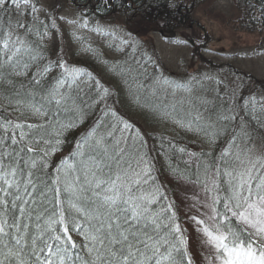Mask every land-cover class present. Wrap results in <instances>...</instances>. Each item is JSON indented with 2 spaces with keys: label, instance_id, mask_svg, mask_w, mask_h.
<instances>
[{
  "label": "snow or ice",
  "instance_id": "obj_1",
  "mask_svg": "<svg viewBox=\"0 0 264 264\" xmlns=\"http://www.w3.org/2000/svg\"><path fill=\"white\" fill-rule=\"evenodd\" d=\"M130 2L135 15L136 0ZM98 4L106 8L111 0H98ZM37 11L33 0H0V76L27 77V85H21L23 94L15 89V81L8 83L18 103L29 106L34 117L44 118L43 123L21 124L0 112V264H192L182 247L184 230L169 211L171 205L157 209L166 193L156 184L154 163L144 151L147 142L134 138L133 126L109 106L111 92L98 80L84 79L89 73L69 68L63 60L46 62L43 41L47 33L40 29L49 26L36 16L28 19V12ZM173 23L169 12L155 27L163 35ZM34 33L39 40L32 38ZM134 57L135 53V66L122 68L121 75L126 84L131 81L138 89L144 88L138 81L146 75V66ZM55 69L61 70L59 78L54 85L46 83ZM160 83L153 78L154 87ZM134 99L139 104V98ZM258 104L264 112V100L250 97L245 101L251 109ZM97 108L100 115L75 141L70 154L74 164L64 179L60 173L68 158L55 165L54 173L46 171L52 167L46 162L49 150L54 152L60 144L58 134L83 123L77 112L86 115V110ZM237 118L221 115L219 119ZM53 128L56 135L50 131ZM187 130H192L191 122ZM221 133L226 135L227 128L211 135ZM230 141L212 172L213 177L222 173L228 178L230 194L220 200L217 192L211 204L202 205L210 210V227L203 232L212 245L204 259L206 264H264V154L245 163L231 151L238 146L235 131ZM168 147L186 154L185 148L177 149L171 141ZM241 152L247 154L250 149ZM230 155L234 161L228 159ZM213 186L218 187L215 179ZM216 204H222V213ZM191 219L205 224L204 219ZM230 224L246 229L247 239H241L239 230L233 231ZM71 233L82 237L79 245Z\"/></svg>",
  "mask_w": 264,
  "mask_h": 264
},
{
  "label": "trees",
  "instance_id": "obj_2",
  "mask_svg": "<svg viewBox=\"0 0 264 264\" xmlns=\"http://www.w3.org/2000/svg\"><path fill=\"white\" fill-rule=\"evenodd\" d=\"M40 1L33 0L38 11L37 13L28 12V19L31 20L33 16H36L39 21H43L49 26L40 29V32L47 33L43 41L46 48L43 56L46 62L54 63L57 60H63L69 68L77 65L81 67V70L89 73V77L84 79H94L91 78L92 75L100 76V84L111 92V97L107 101L109 106L115 107L121 116L133 126L135 139L147 142L144 151L149 153L154 163L153 174L156 178V184L161 187V191L166 193V199L157 205V209L171 205L169 211L174 213L175 222L179 224L182 230L183 220L178 205L174 201V191L169 186L170 179L180 177L205 185L204 182L209 180L210 173L213 172L215 164L219 162L221 152L231 143L230 137L233 131L236 132V144L238 146H233L231 151L234 154H240L245 163H247V157L251 151H255L257 154L264 153V112L261 111L259 104L255 109L248 108L245 105V101L250 97L264 100V85L261 81L237 70L232 64L221 66L209 62V65L214 68L211 71L213 75L209 77L210 79H201L189 75L175 77L166 73L163 67L154 64V48L144 38L159 33L155 27V22L162 17H167L171 12L174 23L171 28L165 29L164 35L173 37L192 23V17L196 16L193 9H195L199 0H146L143 3L142 0H136L135 7L138 11L135 15H133L130 0H111V4L106 8H102V5L98 4V0H70L74 4V13L78 16L74 24L62 28L61 39L58 40L51 39L58 26L55 22L44 19L46 18V12L39 11L41 9ZM58 1L63 4L67 0ZM239 1L243 6L244 18H247V22H244L243 25H249L246 30L256 32L257 27L264 30V15H262L264 13V0ZM173 4L176 7L170 6ZM95 7L103 9V12H94ZM84 8L90 10L86 13L98 14L100 18H104L100 20L91 16L85 17L82 11ZM25 11L27 12V10ZM50 11L54 14L52 9ZM83 25H87V27ZM97 25H107L109 27L106 29L113 33L101 32ZM95 31L100 32V36L104 37L103 40H107L113 48L117 44L116 51L124 49V51L118 50L121 67L112 68L97 62L93 57L86 56V60L85 57L78 55V52L84 51L83 47L88 42V39L82 37L78 39V36L82 35L80 33L83 32L84 35L94 38L92 33ZM75 36H77L76 42L71 43L69 37ZM32 38L34 40L40 39L36 33L33 34ZM62 38L64 39L62 40ZM113 39H115V42ZM65 42L68 46H74L69 49L70 51L67 54H65ZM126 44H131L132 47H126ZM133 53H135V60L146 66V75H141L138 81L145 86L144 88L138 89L137 84L131 83V81L126 84L121 75L122 68H127L130 65L135 66L133 64ZM60 71V69H55L48 74L46 83L50 82L54 85L55 78H59ZM164 74L166 78L164 80L159 79L161 83L154 87L153 78L165 76ZM9 80L15 81V89L22 94L25 89H22L21 85L26 86L28 83L27 77L18 79L14 76L6 78L0 76V112L11 118L14 123H43L44 118L42 116L34 117L29 106L17 102L19 97L15 95L12 85L8 83ZM164 81L168 83H164ZM26 90L28 92L33 91L31 88ZM152 91L156 92L155 96L152 95ZM134 97L139 98V104H137ZM39 98L38 94L36 99L39 100ZM10 109H14L16 115H6L5 111ZM76 115L83 123H78L72 131L63 130L58 134L60 144L56 145V149L64 154L51 157L53 153L49 150L46 160L52 166L46 171L54 173L55 165H58L62 158H68L62 166L61 180L64 179L68 170L74 164L70 154L74 151L75 141L96 121L100 111L97 108L86 110V115L79 112ZM221 115H233L238 118L224 122L219 119ZM257 116L259 118H254ZM61 119H65V116L62 115ZM189 122H191V131L187 130ZM224 127L227 128L226 135L223 133L218 137L211 135L213 131ZM178 129L181 133H178ZM50 131L54 135L57 134L55 128L50 129ZM205 131L208 132L206 136ZM244 133H247V135ZM192 135L203 139L202 141L194 140L191 144L192 139L190 136ZM169 141L177 149L185 148L186 153L189 151L196 153L197 163L195 165L185 163L186 154H181L178 150L173 151L172 148H169ZM162 143L164 145L163 149H161ZM45 147L46 145H41L42 149ZM244 148L250 149V152L247 154L241 152V149ZM257 158L252 159V161L254 162ZM228 159L234 161L235 156L230 155ZM234 167L239 168L241 165L234 163ZM216 179L219 199L223 200L230 194L227 191L228 178L221 173ZM216 207L221 213L223 212L222 204H216ZM229 227L233 231L239 230L240 237L246 239L247 233L240 225L230 224ZM71 235L72 239L79 245L82 237L76 236L74 233H71ZM183 239L184 245L182 247L187 250L192 264H195L194 259L189 254L185 235Z\"/></svg>",
  "mask_w": 264,
  "mask_h": 264
},
{
  "label": "rangeland",
  "instance_id": "obj_3",
  "mask_svg": "<svg viewBox=\"0 0 264 264\" xmlns=\"http://www.w3.org/2000/svg\"><path fill=\"white\" fill-rule=\"evenodd\" d=\"M40 7L43 9L42 12H46L47 14L44 19H49L58 26L57 31L51 36V39H61L62 28H65L66 25L74 24L72 22L74 19L72 18L76 14L74 13L73 2L67 0L63 4H60L58 0H41ZM50 9L54 11L53 16ZM193 10L196 16H194L195 18L192 17V19L200 20V27H195L196 24L191 25L197 35L195 42L198 43L199 39L202 38L206 47L204 51L200 50L197 53L202 55V58L205 57V59H211L217 63L232 64L243 73L260 80L264 85V30L259 27H257L256 32H248L246 30V27L249 25H243L244 22H247V18H244L241 2L239 0H199ZM99 26L97 25V27ZM80 34L82 35L78 36V39L80 37L84 39L90 38L84 35L83 32ZM157 35V33L152 34V42L155 44L159 59L168 69L177 71L178 73L187 71L188 69L194 73L192 74L193 76H198L201 79H205L209 75L208 72L205 73L207 66L203 62L200 63L197 60L198 57L191 59V48L194 49L193 46H179L180 44L175 45L170 42L163 44ZM183 35H193V33L186 31ZM76 37H69V41L71 43L76 42ZM179 37L183 38L184 36L182 37L180 34ZM66 44L65 42V54L70 51L69 49L74 47ZM96 45L101 46L100 43ZM96 55L99 57L98 60L100 62H103L105 65H111L112 60L108 53L100 54V56L96 53ZM197 95L199 96V94ZM178 133H181L180 129H178ZM190 137L192 139L191 144L194 140L202 141L203 139L202 137H196V135ZM191 153L193 152L189 151L186 153V161L191 165H195L197 158L190 156L189 154ZM262 154L251 151L247 157V161L257 157L256 160L261 159ZM213 179L216 180L217 184V179L212 176V172L210 173L209 180L205 182V186H199L197 183L185 178L174 177L170 179L169 186L174 191L175 202L178 203L180 215L184 222L183 230L188 244V251L194 259L195 264H206L204 258L208 256L209 250L212 247L209 243V238L203 232V228L210 227V222L207 219L210 210L202 207V205L211 204L213 197L217 195L218 187L213 186ZM193 216L198 219H204L205 224L198 225L191 219ZM213 234L218 233L214 232Z\"/></svg>",
  "mask_w": 264,
  "mask_h": 264
},
{
  "label": "bare ground",
  "instance_id": "obj_4",
  "mask_svg": "<svg viewBox=\"0 0 264 264\" xmlns=\"http://www.w3.org/2000/svg\"><path fill=\"white\" fill-rule=\"evenodd\" d=\"M82 11H83V13H84L83 15H84L85 17L91 16V17H93V18H95V19H100V20L104 18V17H101V18H100V15H98V14H97V15H93V14H91V13H86L87 11H90V10L85 9V8H84ZM94 12H96V13H100V12H101V13H102V12H103V9H97V7H95V11H94ZM89 19H90V18H89ZM93 20H94V19H93ZM111 27H113V26H111ZM111 27H110V29H112ZM164 75H165V74H164ZM165 78H166V75H165V76H159L158 79H162V80H164ZM42 118H43V117H42Z\"/></svg>",
  "mask_w": 264,
  "mask_h": 264
}]
</instances>
